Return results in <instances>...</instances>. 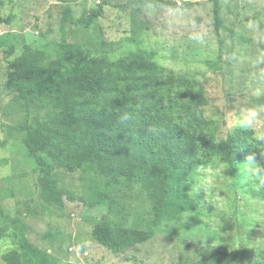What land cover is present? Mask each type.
<instances>
[{"label": "rangeland", "instance_id": "374dc122", "mask_svg": "<svg viewBox=\"0 0 264 264\" xmlns=\"http://www.w3.org/2000/svg\"><path fill=\"white\" fill-rule=\"evenodd\" d=\"M101 11L89 25L64 24ZM211 0H0V264L2 255L28 241L53 264H192L215 251L248 248L264 263V199L243 164L200 167L190 179L194 209L164 221L146 243L114 254L91 237L104 217L112 226L146 230L152 205L140 185L121 175L102 177L94 170L66 171L53 166L52 178L65 195L62 206L47 205L41 173L23 144L24 128L44 123L49 104L28 101L4 85L9 62L28 49L50 61L64 60L70 44L87 61L115 63L145 50L164 73L195 82L208 101L207 116L222 132L236 126L241 107L264 104L254 92L264 88V35L247 30L248 20L264 27V0H219L220 27L212 25ZM199 34L205 41L195 43ZM224 168H229L223 170ZM211 177L214 188L193 189ZM31 264H39L32 260Z\"/></svg>", "mask_w": 264, "mask_h": 264}, {"label": "trees", "instance_id": "16d2710c", "mask_svg": "<svg viewBox=\"0 0 264 264\" xmlns=\"http://www.w3.org/2000/svg\"><path fill=\"white\" fill-rule=\"evenodd\" d=\"M213 2L212 25L220 27L219 0ZM70 8L61 12L60 26L89 25L101 11L72 20ZM64 60L50 61L39 50L28 49L9 62L4 87L20 98L49 104L45 120L24 128L23 144L41 173L44 202L62 206L65 195L52 178L53 166L66 171L94 170L102 177L121 175L135 180L152 205L146 230L97 223L92 239L114 254L149 242L168 218L194 209L187 192L200 167L243 164L252 146V132L235 127L222 132L205 113L208 101L195 82L164 73L154 53L137 50L127 62L104 57L83 61L76 47L63 45ZM158 130L157 134L149 132ZM264 164V160H260ZM256 196L264 199V190ZM3 232L0 229V239ZM18 251L2 255L5 264H53L28 241ZM192 264H264L251 249L218 250Z\"/></svg>", "mask_w": 264, "mask_h": 264}, {"label": "clouds", "instance_id": "9594fccd", "mask_svg": "<svg viewBox=\"0 0 264 264\" xmlns=\"http://www.w3.org/2000/svg\"><path fill=\"white\" fill-rule=\"evenodd\" d=\"M246 27L249 32L264 35V27L256 20H248ZM193 39L195 43L201 45L206 43L199 34H194ZM260 63H264V60H261ZM260 77L264 79V72L260 74ZM254 95L257 98L264 97V88L256 89ZM236 126L245 131L252 132V146L259 149V159L256 153H250L246 156L242 174L250 177L255 182L257 190H264V164L260 162V160H264V104L254 103L241 107ZM149 132L157 134L158 130L150 128ZM227 169L229 168H224L223 170L225 171ZM201 177L198 186L193 189L196 194L201 191L208 193L215 186L211 177L204 178V174H201Z\"/></svg>", "mask_w": 264, "mask_h": 264}]
</instances>
